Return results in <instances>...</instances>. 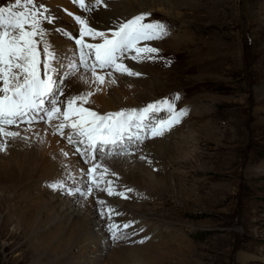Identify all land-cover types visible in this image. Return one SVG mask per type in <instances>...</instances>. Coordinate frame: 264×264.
<instances>
[{
  "label": "rangeland",
  "instance_id": "obj_1",
  "mask_svg": "<svg viewBox=\"0 0 264 264\" xmlns=\"http://www.w3.org/2000/svg\"><path fill=\"white\" fill-rule=\"evenodd\" d=\"M47 1L36 3L49 7ZM11 3L0 0V5ZM109 3L113 6L103 8L100 20L105 23H99L103 28L144 14L167 29V37L155 41L159 45H150L158 50L148 54L151 66L137 63L142 78L131 80L141 89L131 98L143 104L176 92L177 112L183 108L187 113L160 138L186 158L181 162L165 149L166 159L152 160L153 172L168 181L166 190L153 194L139 189L132 198L148 207L152 218L180 225L187 237L183 241L172 232L161 234L163 226H158L154 235L160 233L163 239L153 249L115 252L132 264L137 259L144 264H264V0ZM172 33L177 38H168ZM2 219L0 215V264H29L36 257L46 261L47 248ZM177 247L181 249L175 251Z\"/></svg>",
  "mask_w": 264,
  "mask_h": 264
},
{
  "label": "bare ground",
  "instance_id": "obj_2",
  "mask_svg": "<svg viewBox=\"0 0 264 264\" xmlns=\"http://www.w3.org/2000/svg\"><path fill=\"white\" fill-rule=\"evenodd\" d=\"M109 1H104L100 7L94 1H90L92 10L88 11L87 15L85 14V19L96 30H102L104 27L99 23H105L104 20H100L105 14L106 9L103 8L112 5ZM50 6L52 11H57L62 16L61 7H70L71 1L50 0ZM63 18L67 21L66 17ZM50 27L52 26H47V28ZM66 30L68 33L75 34L73 24L66 26ZM68 33L61 36L59 32H48L45 38L46 42L67 57L65 67L60 69L66 75V83L69 85L65 88V95L74 92H92L88 103L84 106L101 114H105V111L108 110V112H116L125 104L128 107L140 105L141 102L138 103L137 100L131 98L136 90L141 89L139 83L131 80L134 76L128 78L126 74L120 73H116L112 77L106 76L105 83L99 86L100 90L95 91L97 85L91 83L93 79L91 72H84L82 68L68 67L73 62V51L77 50L75 44L68 39ZM170 35L168 38H177L173 33ZM85 40L92 41L87 37ZM92 42L96 43L97 41ZM173 43L175 44L176 41L173 40ZM152 44L159 45L158 42ZM43 47L44 44L41 46L40 52L43 51ZM40 60H44L42 53H40ZM124 63L133 71L142 68L137 65L140 62L132 59H126ZM143 63V66H151V58L143 59ZM40 69L43 72L42 63ZM141 78L140 76L139 79ZM113 79L116 80V83L111 82ZM125 88H130L132 91L129 93L130 89L127 91ZM119 96H122L120 99L124 104L118 99ZM149 99L151 98L147 100ZM58 123L59 121L53 119L51 122L46 121L45 126L40 124L20 127L7 125V127L3 126L5 130L20 132L21 135L4 137L0 134V215H3L2 220L5 219L7 224L12 225L19 235L31 234L49 251L45 256L46 261L41 257H36L32 258L29 264H132V260L122 257L119 252L115 251L148 250L152 245L151 250L153 243L156 244V241L162 237L161 234L166 232L177 234L178 240L187 237L180 230V225L168 222L158 216L152 218L153 215L147 214V212L150 213L148 207L132 202L135 201L132 198H136L141 192L139 189L155 194L156 191L161 192L158 191L159 189L164 190L167 187L168 181L153 172L156 167L152 160L159 159L161 162L166 159L165 156V158L162 156L164 150L171 149L182 162L187 155L181 152V149L175 150L172 146L167 148L164 144L167 139L156 137L150 141L151 138H148L147 141H143L144 143H138L134 151L130 149L126 154L117 156L114 155V152L108 155H98L96 161L85 165L74 153L73 148L63 142L68 143L67 139L62 138L60 131L55 127ZM51 125L54 128L50 127ZM63 132L66 137L72 132V129L66 127ZM172 136L174 134L169 138H174ZM73 138L78 137L74 136ZM94 163L98 165L96 172L99 175H96V179L100 180L99 185L94 180L92 182L93 191L87 197L78 193L69 194L68 189L74 188H82L87 192L86 167L92 166ZM82 169L84 170L83 174ZM109 180L113 181L112 186L116 193H130L129 202L131 203L123 200L125 195L115 196L113 194L109 196L107 191L101 190L107 189ZM51 182L63 183L64 188L54 190L50 186ZM98 199L104 200L105 204L99 203L97 206ZM95 201L96 203H94ZM107 207L114 208L120 214L112 215L111 220L107 218V215L101 217L102 208ZM8 214L10 215L6 216ZM112 221L119 222L121 225L132 223L114 240L112 233L110 234L106 228V225ZM158 226H163V230L161 234L154 235ZM151 235L153 236L151 237ZM40 244H36L34 247L37 248V245ZM166 249L170 248L166 247ZM180 249L177 247L175 251ZM137 260L134 259L133 264L146 263Z\"/></svg>",
  "mask_w": 264,
  "mask_h": 264
},
{
  "label": "snow or ice",
  "instance_id": "obj_3",
  "mask_svg": "<svg viewBox=\"0 0 264 264\" xmlns=\"http://www.w3.org/2000/svg\"><path fill=\"white\" fill-rule=\"evenodd\" d=\"M76 2L82 10H92L90 0L87 6L86 0ZM95 3L100 4L101 0H95ZM68 14L73 15L75 23L79 25L78 35L68 33V39L73 40L77 46L73 56L78 53L79 67H82L84 72H91V83L97 85L95 91L100 90L99 86L105 83L106 76L112 77L115 73L139 75L124 61L132 59L140 62L149 58L148 54L158 50L147 45L140 46L141 42L162 39L167 34L162 23H144L145 15H137L109 28L106 32L94 29L88 20L80 15ZM42 20L52 27L42 28ZM46 31L58 33L60 26L55 25L49 9L37 4L36 0H14V3L8 6L0 7V134L4 137L21 135L20 132L5 130L4 125H31L45 118L48 122L55 119L59 121L55 127L60 131L61 137L75 146L76 153H79L87 164L90 160L96 161L98 153L115 151L125 141L143 143L145 139L163 135L186 114L183 110L175 111L174 105L167 99L149 103L143 109L105 114L85 107L92 92L65 95V88L69 85L66 83V75L60 69L65 67L67 57L46 42L43 47L44 60H40V42L36 37H42ZM85 37L99 42H87ZM41 63L43 73L40 69ZM68 67L76 69L77 65L73 62ZM111 82L116 83V80ZM161 112L167 113L168 118L156 119V116L151 115L155 113L158 116ZM66 127L72 129V132L65 137L63 129ZM74 136L79 139L74 140ZM97 166L94 163L87 169V192L82 188H74L68 189V193H78L85 197L90 195L93 191L92 182L95 180L97 185L100 183V180L96 179ZM81 172L83 174L84 170ZM107 183V189L101 190L107 191L109 196L125 195L115 192L113 181L109 180ZM50 186L54 190L64 188L63 183L57 182H51ZM98 203L104 205L105 201L98 199ZM114 214L120 213L111 207L102 208L100 212L101 217L107 215L109 220ZM131 223H125L123 228H129ZM108 227L112 239H117L116 233L121 230L120 227L115 224H109Z\"/></svg>",
  "mask_w": 264,
  "mask_h": 264
}]
</instances>
